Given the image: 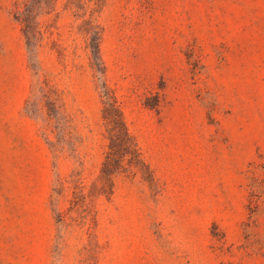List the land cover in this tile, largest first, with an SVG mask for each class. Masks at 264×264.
Instances as JSON below:
<instances>
[{
	"label": "rangeland",
	"instance_id": "rangeland-1",
	"mask_svg": "<svg viewBox=\"0 0 264 264\" xmlns=\"http://www.w3.org/2000/svg\"><path fill=\"white\" fill-rule=\"evenodd\" d=\"M13 1L0 0V264H264V0H105L103 75L71 12L44 16L40 57L80 159L57 157L24 112L35 76ZM102 78L147 164L116 173L109 196ZM77 168L85 200L67 186Z\"/></svg>",
	"mask_w": 264,
	"mask_h": 264
},
{
	"label": "trees",
	"instance_id": "trees-1",
	"mask_svg": "<svg viewBox=\"0 0 264 264\" xmlns=\"http://www.w3.org/2000/svg\"><path fill=\"white\" fill-rule=\"evenodd\" d=\"M104 4L105 0L13 1L11 11L21 25L27 42L29 65L35 76L23 109L27 115L37 120L42 136L57 157L67 155L80 159L79 147L83 139L73 115L68 110L64 89L55 76L43 67L40 51L47 31L42 19L47 15H55V23L64 12H71L77 23V33L84 40L91 67L97 72L96 75L98 72L103 75L105 74L101 50L103 26L99 15ZM59 56L60 61L65 65L66 55L63 46L59 50ZM100 84L108 149L98 177L102 182L101 194L109 196L113 191L116 173L124 171L129 166L147 167V164L127 124L115 88L106 78H102ZM67 182V186L73 189L75 197L80 196L85 200L86 196L81 192L83 191L82 171L75 169L67 177ZM63 187L64 183H61L55 191L61 193Z\"/></svg>",
	"mask_w": 264,
	"mask_h": 264
}]
</instances>
